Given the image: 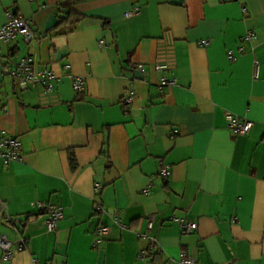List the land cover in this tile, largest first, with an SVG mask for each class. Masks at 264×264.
I'll return each mask as SVG.
<instances>
[{"label":"crops","instance_id":"1","mask_svg":"<svg viewBox=\"0 0 264 264\" xmlns=\"http://www.w3.org/2000/svg\"><path fill=\"white\" fill-rule=\"evenodd\" d=\"M64 3L0 0V26L11 12L36 31L29 45L0 43V58L33 55L56 77L50 94L12 84L0 93V139L22 149L19 162L0 158V200L17 220L0 233L27 240L7 262L0 251V264H178L182 254L264 264V0ZM51 15L58 23L46 31ZM163 76L173 84L160 91ZM226 114L251 121L250 133L233 135ZM39 201L63 210L51 233ZM151 217L152 252L142 237ZM174 219L197 228L183 235ZM99 225L109 233L94 245Z\"/></svg>","mask_w":264,"mask_h":264},{"label":"built area","instance_id":"2","mask_svg":"<svg viewBox=\"0 0 264 264\" xmlns=\"http://www.w3.org/2000/svg\"><path fill=\"white\" fill-rule=\"evenodd\" d=\"M33 1V0H30ZM184 1V0H181ZM242 14L246 13V10L242 8ZM139 13V8L136 6L131 7L126 11L123 16L124 18H131ZM5 22L0 26V43L10 44L16 41L18 38L26 45H29L36 37V31L30 21H27L19 16L14 15L11 12L5 14ZM247 41L253 39V35L248 33L245 37ZM206 45V42H203ZM104 42L100 41L99 46H104ZM256 63L254 65V77H256ZM138 70L142 71L143 67L139 66ZM155 70L163 72L166 67L163 64H156ZM0 75L2 76L3 84L4 78L8 77L11 80L14 89L20 92L27 91L32 88H39L44 94H50L54 90V81L56 79L54 73L48 69H42L37 66L36 59L33 55H26L20 59L12 58H0ZM173 81L168 80L165 76L160 79L158 89L161 91L163 87L171 86ZM71 87L75 93H82L85 89V81L82 78H74L72 80ZM132 100V92H129L128 97L124 99V104H129ZM226 128L235 136H246L250 133L252 129V122L247 119L238 118L232 114H226ZM22 149L19 140L15 137L9 136L6 133H2L0 139V158L3 162H19L21 161ZM159 175L167 177L169 175L168 167L162 162L158 163ZM99 185H96V189ZM151 191V187H146L143 189L142 193L148 195ZM36 207L38 212L45 215L44 227L46 232H53L56 228V223L62 219L63 210L62 208L45 202H37ZM96 212H102L101 206L95 207ZM17 220H15L7 210V207L3 201L0 200V225L11 229ZM114 222L118 223V217H114ZM181 229L183 235L192 234L197 225L195 222L188 221L186 219H174ZM153 230V217L148 219L146 225V233L142 235L145 239L149 241V251H154L155 243L151 236V231ZM14 240H10L8 234L0 233V251L3 253L2 261H9L15 253L24 251L26 249L27 240L18 231ZM109 229L104 225H99L93 232L94 245L102 242L108 235ZM143 258V253L140 255ZM1 261V260H0ZM194 261L191 257H187L182 254L179 257L178 264H193ZM222 264H232L222 263Z\"/></svg>","mask_w":264,"mask_h":264},{"label":"water","instance_id":"3","mask_svg":"<svg viewBox=\"0 0 264 264\" xmlns=\"http://www.w3.org/2000/svg\"><path fill=\"white\" fill-rule=\"evenodd\" d=\"M62 13H63L62 18H64V15L66 14V11H63ZM57 23H58V19H57V17H56L55 15H51V16L48 17L44 29H45L46 31H47V30H50V29H52L53 27H55V26L57 25ZM135 76H136L137 78H139V79L142 78L141 73H135ZM1 82H2V76L0 75V88H1V86H2V85H1Z\"/></svg>","mask_w":264,"mask_h":264},{"label":"trees","instance_id":"4","mask_svg":"<svg viewBox=\"0 0 264 264\" xmlns=\"http://www.w3.org/2000/svg\"><path fill=\"white\" fill-rule=\"evenodd\" d=\"M79 1L80 0H65L64 7L67 8V10H70L72 8V6ZM69 155H70V157H69L70 165L72 168H74L76 166L74 155L72 152H70Z\"/></svg>","mask_w":264,"mask_h":264},{"label":"rangeland","instance_id":"5","mask_svg":"<svg viewBox=\"0 0 264 264\" xmlns=\"http://www.w3.org/2000/svg\"><path fill=\"white\" fill-rule=\"evenodd\" d=\"M11 81L8 77H5L4 78V81H3V87L0 88V93L4 90H7V91H11Z\"/></svg>","mask_w":264,"mask_h":264}]
</instances>
